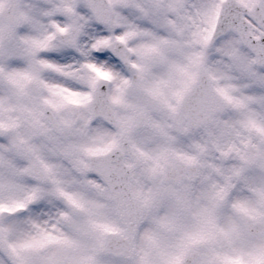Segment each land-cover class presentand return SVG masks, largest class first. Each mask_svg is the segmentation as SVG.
<instances>
[{"label": "snow or ice", "instance_id": "1", "mask_svg": "<svg viewBox=\"0 0 264 264\" xmlns=\"http://www.w3.org/2000/svg\"><path fill=\"white\" fill-rule=\"evenodd\" d=\"M0 264H264V0H0Z\"/></svg>", "mask_w": 264, "mask_h": 264}]
</instances>
